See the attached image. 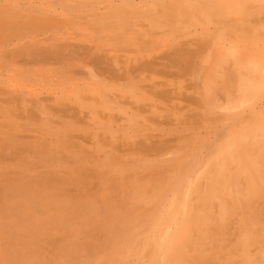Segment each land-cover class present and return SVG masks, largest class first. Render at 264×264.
<instances>
[{
  "label": "rangeland",
  "instance_id": "obj_1",
  "mask_svg": "<svg viewBox=\"0 0 264 264\" xmlns=\"http://www.w3.org/2000/svg\"><path fill=\"white\" fill-rule=\"evenodd\" d=\"M167 254L264 264V0H0V264Z\"/></svg>",
  "mask_w": 264,
  "mask_h": 264
},
{
  "label": "bare ground",
  "instance_id": "obj_2",
  "mask_svg": "<svg viewBox=\"0 0 264 264\" xmlns=\"http://www.w3.org/2000/svg\"><path fill=\"white\" fill-rule=\"evenodd\" d=\"M181 185L182 183L178 182L172 199L168 202L166 207L161 206V211L158 214L159 219H161L162 222L165 221L164 223L176 222L175 229L169 232V241L166 239L163 242L159 241L157 243V246H161L167 250H170L171 247H178L177 240L179 239V235L187 236L189 233H198L200 231L199 227H197L194 222H188L187 209L186 205H184L186 198L182 202L179 200V194L183 191ZM190 192L191 189L186 187L185 193L188 195ZM158 224L160 225L161 223L159 222ZM170 258V255H168L166 259L168 264H179L177 261L170 260L169 262Z\"/></svg>",
  "mask_w": 264,
  "mask_h": 264
}]
</instances>
